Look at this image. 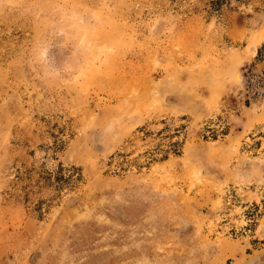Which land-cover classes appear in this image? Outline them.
<instances>
[{"label":"rangeland","instance_id":"obj_1","mask_svg":"<svg viewBox=\"0 0 264 264\" xmlns=\"http://www.w3.org/2000/svg\"><path fill=\"white\" fill-rule=\"evenodd\" d=\"M0 264H264V0H0Z\"/></svg>","mask_w":264,"mask_h":264}]
</instances>
